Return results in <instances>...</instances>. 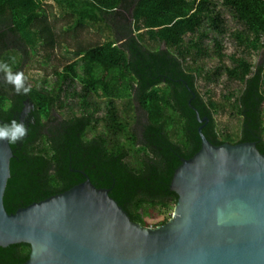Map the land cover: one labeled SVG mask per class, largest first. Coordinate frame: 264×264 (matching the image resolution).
Here are the masks:
<instances>
[{
	"label": "trees",
	"instance_id": "16d2710c",
	"mask_svg": "<svg viewBox=\"0 0 264 264\" xmlns=\"http://www.w3.org/2000/svg\"><path fill=\"white\" fill-rule=\"evenodd\" d=\"M120 10L130 13L131 23L114 29ZM225 12L239 28L227 29ZM58 19L66 22L58 25ZM94 28L112 36L78 44L70 61L54 65L51 77L34 81L27 94L0 72V126L26 101L33 105L27 138L11 144L8 213L89 178L108 189L133 222L151 227L147 217L156 212L164 217L153 227L165 225L179 199L173 175L202 146L203 124L193 108L209 118L202 133L213 144L255 141L264 153V58L257 69L250 60L264 54V0H0V62L22 72L43 51L46 66L63 47L61 32L75 36ZM226 38L236 49L230 54ZM17 43L23 48L12 47ZM223 78L241 88L228 91L223 103L205 99L199 83L208 89ZM228 109L241 119L236 137L218 130L215 116ZM138 110L147 123L136 133ZM30 254L26 243L0 247V264H25Z\"/></svg>",
	"mask_w": 264,
	"mask_h": 264
},
{
	"label": "water",
	"instance_id": "95a60500",
	"mask_svg": "<svg viewBox=\"0 0 264 264\" xmlns=\"http://www.w3.org/2000/svg\"><path fill=\"white\" fill-rule=\"evenodd\" d=\"M193 111L202 146L176 169L179 199L158 227L133 222L89 178L8 213L14 150L0 140V247L29 244L25 264H264V153L255 141L213 144L202 133L209 118Z\"/></svg>",
	"mask_w": 264,
	"mask_h": 264
},
{
	"label": "rangeland",
	"instance_id": "374dc122",
	"mask_svg": "<svg viewBox=\"0 0 264 264\" xmlns=\"http://www.w3.org/2000/svg\"><path fill=\"white\" fill-rule=\"evenodd\" d=\"M48 6L54 7L52 3H49ZM50 14H55L54 18L56 17V10L55 9H49ZM120 12L123 13V18L118 19L115 23L116 26H114V29H117L119 25L121 24H130L131 23V15L129 12L125 10H120ZM58 16H60V13H58ZM225 17L227 21V29L229 31L233 29L239 28V26L234 23L230 16L225 12ZM52 18V20L54 19ZM59 20V19H58ZM66 20H59L58 25H62L65 23ZM117 22L119 25H117ZM65 25V24H64ZM61 29V26H58V30ZM60 39L63 41V47H59L56 49L54 55L49 60V64L46 66H43L40 64L43 61V55L44 52H40V56L32 57L30 60L26 62L27 64L24 65L22 72L25 75V85L27 87H31L34 85V81L44 78V77H51L52 75V67L54 65L56 66H62L66 64L68 61L71 60V55L74 50H77V48L80 46L78 44H82L83 46H87L88 44L92 45H98L101 43H104L109 36H112V33L108 29H104L103 32L100 30L94 28V29H87L85 31L78 32L75 36L72 32L69 33H60ZM120 44L122 42H119ZM225 46H226V53L230 54L233 51H236L234 49V45L231 42L229 38L225 39ZM12 47H15L17 49L23 48V45L20 43H17V45H12ZM69 48V53H66V48ZM42 56V57H41ZM264 58V54L262 52L255 53L253 56H251L250 60L253 64L254 69L256 66L262 61ZM210 63L212 60L209 61ZM212 65V64H211ZM241 88V85L237 83L227 82L226 78H223L221 82L217 86H212L211 88H204V85L202 83H199V91L204 96L205 99L208 97H212V99L217 103H223L222 97L227 94L230 90H239ZM207 91H211V94L208 96ZM264 109V108H263ZM136 122H133L132 124V130H134L136 133H139L140 128L143 127L144 124L147 123V116L143 111L138 110L136 112ZM56 118L59 120H63L66 116L62 115L60 112H56L55 114ZM218 130L221 133H229L231 136L236 137L240 134V123L241 119L238 116H233L231 114V111L228 109L225 114L217 115L215 116ZM139 124V125H138ZM101 130V128H99ZM174 213V212H173ZM164 216H161L160 214L154 212L151 216L147 217L148 224L151 225V227L158 224Z\"/></svg>",
	"mask_w": 264,
	"mask_h": 264
},
{
	"label": "clouds",
	"instance_id": "9594fccd",
	"mask_svg": "<svg viewBox=\"0 0 264 264\" xmlns=\"http://www.w3.org/2000/svg\"><path fill=\"white\" fill-rule=\"evenodd\" d=\"M0 72L5 74L6 82L13 85L19 93L21 90L25 94L31 91L30 87H25V75L23 72H13L11 66L6 62H0ZM28 135V127L23 123L13 119L9 124L0 126V140H7L10 144L22 141Z\"/></svg>",
	"mask_w": 264,
	"mask_h": 264
},
{
	"label": "flooded vegetation",
	"instance_id": "af4514ba",
	"mask_svg": "<svg viewBox=\"0 0 264 264\" xmlns=\"http://www.w3.org/2000/svg\"><path fill=\"white\" fill-rule=\"evenodd\" d=\"M226 81L230 83V81H228V80H226ZM237 84H239V83H237ZM27 103H28V101L25 102L23 110L25 109ZM23 110L18 115L16 114L15 117H13V119L17 120L18 122H21V115H22ZM32 111H33V109H31L30 112L28 113V115L23 118L24 125L26 127H28V134H29V130H30V125H34L33 117L31 116ZM25 138H27V137L25 136L23 139H25ZM16 143H19L21 145L23 143V140L22 141H18Z\"/></svg>",
	"mask_w": 264,
	"mask_h": 264
}]
</instances>
